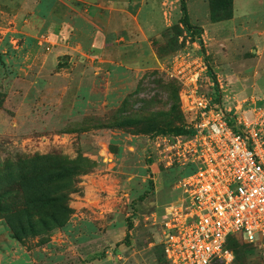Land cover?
<instances>
[{
    "label": "rangeland",
    "instance_id": "rangeland-1",
    "mask_svg": "<svg viewBox=\"0 0 264 264\" xmlns=\"http://www.w3.org/2000/svg\"><path fill=\"white\" fill-rule=\"evenodd\" d=\"M186 4L202 44L181 0H0V264H169L193 167L159 138L193 115L167 68L204 63L227 110L264 113V0ZM234 238L229 264H264Z\"/></svg>",
    "mask_w": 264,
    "mask_h": 264
},
{
    "label": "built area",
    "instance_id": "built-area-1",
    "mask_svg": "<svg viewBox=\"0 0 264 264\" xmlns=\"http://www.w3.org/2000/svg\"><path fill=\"white\" fill-rule=\"evenodd\" d=\"M182 55V54H181ZM181 55H178L181 57ZM197 61L167 68L183 86L181 102L193 118L190 137H162L193 167L182 197L167 208L163 245L169 264H229V240L240 237L264 249V113L249 119L217 101L220 91ZM249 112V111H248Z\"/></svg>",
    "mask_w": 264,
    "mask_h": 264
},
{
    "label": "trees",
    "instance_id": "trees-1",
    "mask_svg": "<svg viewBox=\"0 0 264 264\" xmlns=\"http://www.w3.org/2000/svg\"><path fill=\"white\" fill-rule=\"evenodd\" d=\"M181 7H182V12H183L182 23L184 24V26L186 27L187 30L193 31V33L195 35H198V39L200 40V42L202 44V41H201V31H202V29L198 28V27H195V26H193L191 24V22L189 20V14H188V8H187L186 0H181ZM218 91H219V89H218ZM218 96H219V98L217 99V101H220L221 93H220V95L218 93ZM195 133H196V131H195V129L193 127L191 128V130L189 132H184V129L181 127V128H177V134L176 135L177 136L184 135V137H190V136H193ZM234 239L235 238H231L229 240L228 247H229V249L231 251H233V248H232L231 245H232ZM219 264H221V263H219Z\"/></svg>",
    "mask_w": 264,
    "mask_h": 264
},
{
    "label": "crops",
    "instance_id": "crops-1",
    "mask_svg": "<svg viewBox=\"0 0 264 264\" xmlns=\"http://www.w3.org/2000/svg\"><path fill=\"white\" fill-rule=\"evenodd\" d=\"M235 6H236V0H234V8H235ZM244 16H246V15H244ZM235 19H239V18H237V16H236V12H234V20Z\"/></svg>",
    "mask_w": 264,
    "mask_h": 264
}]
</instances>
